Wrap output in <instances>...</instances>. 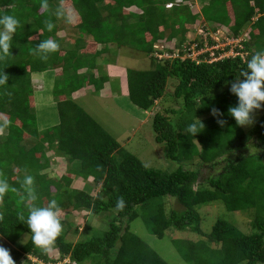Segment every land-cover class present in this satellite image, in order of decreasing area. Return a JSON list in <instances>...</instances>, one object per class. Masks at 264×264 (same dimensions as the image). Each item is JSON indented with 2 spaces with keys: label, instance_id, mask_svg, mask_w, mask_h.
I'll return each instance as SVG.
<instances>
[{
  "label": "trees",
  "instance_id": "trees-1",
  "mask_svg": "<svg viewBox=\"0 0 264 264\" xmlns=\"http://www.w3.org/2000/svg\"><path fill=\"white\" fill-rule=\"evenodd\" d=\"M188 1L47 0L45 9L42 0H0V15L20 21L10 54L0 58V72L9 77L8 84L0 86V117L6 118V133L0 137V178L10 186L0 197V237L16 245L9 248L15 264L93 260L96 264H166L130 232V224L139 217L138 207L150 234L158 239L170 229L206 238L172 240L186 264H264V106L254 111L253 117L258 114L259 118L249 130L237 125L229 114L237 103L230 92L231 82L242 78L240 72L253 55L264 51V0H200L206 4L194 14ZM58 6L64 22L74 30L66 44L71 41L74 46L68 50L63 48L67 40L58 36ZM49 22L54 26L51 31ZM199 23L213 30L225 28L232 39L245 30L250 33L242 49L234 50L236 55L223 57L228 47L218 51L211 47L220 57L212 62L207 61V53L192 61L179 55L165 57L164 51L154 48L161 41L184 44L186 34ZM48 39L56 40L59 48L45 60L34 49ZM202 40L195 37L194 43L197 51L205 52L207 43ZM82 43L88 45L86 53H80L85 48ZM118 50L126 55L142 54L150 63L147 70L125 69L128 98L135 107L149 111L167 100L174 105L161 108L152 117L155 142L165 146L166 158L177 165L171 172L146 168L68 97L88 84L100 89L106 78L94 80L91 70L109 54L117 60ZM59 66L65 89L61 95L67 97L56 103L58 124L39 131L31 105V74ZM83 69L89 73L81 76L78 71ZM170 80L176 84L172 93H166ZM54 95L60 96L57 90ZM194 118L204 125L196 136L187 131ZM221 120L223 124L218 122ZM29 140L32 144L26 148ZM236 145H243L242 153L235 151ZM45 149L76 166L58 181L47 180L41 174L47 164ZM28 175L34 178L38 206L55 199L60 214L61 210L93 216L115 212L107 230L101 237L72 242L62 229L52 246L54 255L49 256L33 244L26 223L29 204L23 180ZM74 178L90 179L99 185L98 192L91 196L67 190ZM64 187L66 191L61 192ZM121 197L125 206L118 210ZM165 198L174 199L180 209L166 214ZM212 202H221L227 212L254 209L253 233L245 235L232 224L217 220L211 233L204 234L197 207ZM24 235L28 239L17 245ZM74 235H78L76 230ZM210 243L219 248L212 249Z\"/></svg>",
  "mask_w": 264,
  "mask_h": 264
},
{
  "label": "rangeland",
  "instance_id": "rangeland-1",
  "mask_svg": "<svg viewBox=\"0 0 264 264\" xmlns=\"http://www.w3.org/2000/svg\"><path fill=\"white\" fill-rule=\"evenodd\" d=\"M200 2V0H189L186 4H195V6L197 5V7H200ZM58 7L60 8L59 13H62L58 14L60 18L59 28H61V31L58 32V36L67 40L69 34H73L74 30H72V28L64 22V14L61 10V7ZM209 30L211 33L217 31V29L213 30V28ZM218 31L220 33L218 32L217 39L210 38L208 35V37L206 38L207 41L206 39L202 40L203 44L204 42L207 43L206 49L209 50L206 51L205 49V52H203L202 50V52H200L199 54H196L198 51H195V56L194 54L192 55L193 51L189 50L190 45H188V42H185L183 45L181 44L180 46H178L177 41L172 43L161 41L156 43L157 45H155L154 48L156 49V51H164L166 53L165 57H176L177 55H179L183 56V58L191 59L192 61L198 60V56L201 55V53H207L209 55L207 56V61L212 62L219 60L218 58L220 57L214 55L216 54V52H214L215 50L213 51L210 47L215 45L213 47L217 49V51L219 49H224L228 47V50L224 52L225 54H223V57H230L232 54L236 55V52H234V50L236 51L237 49H242V43L244 40H247V38L249 37H247V35L250 33V31L248 32L247 30H245L244 34H242L238 39H232L230 33L226 32L227 29L218 28ZM192 32H194V30H192ZM202 36L204 35H201V37ZM186 37L189 40H193L195 38V33L194 35L192 33L188 35L187 33ZM209 38L211 39V41H208ZM69 46H73L71 41H69ZM212 51L214 54L212 53ZM158 54H162V52ZM127 56L128 57H125V60L128 61L127 64H129L130 69H149V60L148 58L144 57V55H133L129 52L127 53ZM155 56L156 55H154V57ZM156 61L159 60L156 59ZM175 84V81L170 80L166 88V93H172L173 86H175ZM62 90L64 91L65 89L63 88V82H60L57 85L58 94H61ZM115 90L119 93L117 87ZM89 97H91L89 98L91 99L89 104L84 99L78 100V104L82 108L86 109V113L91 116L113 139L118 141V143L125 151L136 156L146 168L161 170L164 172H171L177 167L174 162H171L166 158L165 146L157 144L155 142L154 133L152 129L153 115L163 107H173L174 105L171 101L167 100L166 102H163L161 104L157 103L151 109L150 116L147 115V118H149L148 121L140 125V123H138L140 120L136 122L134 119L130 118V105L128 101H122L119 99L99 101L93 98L92 96ZM132 109H134V114H136L138 111L141 113L143 112L138 108ZM122 110L126 112L124 115L122 114ZM33 112H35V115L37 117L43 114V111H39V113H36L37 111H35L34 109ZM45 113L48 116L51 115L53 117L54 115H56L55 110L53 109L45 110ZM48 116H46V118L50 119ZM258 118L259 115H255L252 118V123L243 126V128L249 130L250 128H252L253 124ZM5 121L6 118L0 117V137H3V135H5L6 133L4 129ZM45 124H47V122H45ZM31 144L32 143L29 140L28 142H26L25 147L28 148L31 146ZM242 148L243 145H236L235 151H240L242 153ZM46 150L47 149H45V152ZM204 173L206 175L207 171H204ZM162 204L164 206V211L166 214H168L173 209H180L176 201L172 198L163 199ZM139 208L140 207L136 209L139 213V217L130 224V232L135 234L146 245L153 249L158 254V256H160V258L166 262V264H186L173 247L172 240L178 239L188 240L192 242L206 241V238L197 236L196 234H192L189 231H178L175 229H170L166 231L164 237L162 239H158L150 234L148 230V225L144 217H141V210ZM197 211L201 217L200 228L206 235L211 233L212 227L217 220H224L232 224L241 233L245 235H250L253 233L251 223L256 217V211L254 209L247 210L245 212H227L221 202H212L210 204L197 207ZM114 216L115 212L102 213L98 216H93L91 214H88V212L75 214L71 211L69 213L63 212L61 214H58V218L60 220L63 219L61 220L63 224V229L65 231H68V236L66 238L68 241L72 242H80L87 239H91L93 237H101L107 230L109 220H111ZM87 227H90V229L88 230ZM75 230L78 232V235H74ZM27 239L28 237L24 235L23 239H21L20 243H18L17 245L24 244V241H26ZM0 246H3L9 250L10 247L14 248V246L16 245H11L4 238L0 237ZM210 247L212 249L219 248L218 245L215 243H210ZM54 251L55 250H53L52 247L50 250H45V252H47L49 256H53ZM66 261H64L63 263H65ZM93 261L94 262L88 261L83 264H96V261Z\"/></svg>",
  "mask_w": 264,
  "mask_h": 264
},
{
  "label": "clouds",
  "instance_id": "clouds-1",
  "mask_svg": "<svg viewBox=\"0 0 264 264\" xmlns=\"http://www.w3.org/2000/svg\"><path fill=\"white\" fill-rule=\"evenodd\" d=\"M42 7L45 9L48 7L47 0H42ZM18 27H20V21L15 16L0 15V58L10 54L11 41ZM53 27L52 23H47L49 31ZM58 48L59 44L56 40L48 39L40 42L34 51L46 60L48 55L57 51ZM240 77L242 78L231 82L230 92L237 98V103L229 108V114L237 125L246 126L252 123L254 111L264 106V51H258L252 56L246 68L240 72ZM8 80L9 77L4 72H0V86L8 84ZM217 111L214 110V113ZM218 122L224 123L222 120ZM203 128V123L194 118L187 131L196 136ZM23 184L27 189L29 207L26 223L32 236V242L44 250H50L63 229L62 222L58 218L59 205L55 199L51 200L47 206H38L35 203L38 197L32 187L34 178L31 175L25 176ZM9 187L7 180L0 178V197L9 191ZM124 206L125 201L121 197L116 207L122 210ZM0 264H15L9 250L3 246H0Z\"/></svg>",
  "mask_w": 264,
  "mask_h": 264
},
{
  "label": "crops",
  "instance_id": "crops-1",
  "mask_svg": "<svg viewBox=\"0 0 264 264\" xmlns=\"http://www.w3.org/2000/svg\"><path fill=\"white\" fill-rule=\"evenodd\" d=\"M200 4H201L200 7H197V5L195 6V4L194 5L192 4L193 14L196 12H199V10L202 8V5H205L206 2H200ZM199 24H198V27L194 30V32H188V35L190 33L194 35L195 33V37H201V35H204L202 36L204 39H206L208 35L210 38H213V39L218 38V35H217L219 32L218 30L214 33L213 32L211 33L209 30L210 26H207L206 24L202 25L201 23ZM67 42L68 40L65 42V44H63L64 46L63 48L65 50H68V48H70L69 46H66ZM185 42H188V43L191 42L189 50L193 51L192 55L194 54L195 56L196 54H199L200 52H202V50L198 51L197 53L195 52L197 50H196V44L194 43V39L189 40L187 38ZM81 46L84 47L85 46L84 43H82ZM87 46L88 45H86L85 48H82V50L80 49L81 51L80 53H86ZM118 53L119 54H118L117 60L114 61L113 56L109 54L108 56H106L107 58L105 57V59L102 62L100 61H99L100 63L98 62L97 64L98 67L96 68V70H91L90 75L93 76L94 80L101 79L103 77L106 78L104 80L103 85L101 87L99 86L100 89L96 90L92 84H88V85H85L80 90L73 92L68 97H70L69 99H71L79 107L81 106L78 104V100L84 99L89 104L91 100L89 99L91 98L89 96H92L93 98L99 101H107L110 99L111 100L119 99L122 101L126 100L128 101L130 105V118L134 119L136 122L140 120L138 123H140L141 125L142 123L148 121L149 118H147V115L150 116L151 110L149 111L142 110L143 111L142 113L138 111L136 114L133 113L134 109L132 108H137V107H135L128 98L127 85H126V74H125L126 67H130L129 64H127L128 61L125 60V57H128L129 55L127 56L124 53V50H118ZM86 70L87 69L80 70L78 71V74L81 76L87 75L89 72H87ZM62 76H63L62 69L60 66L55 67L54 69L46 70L44 72H36V73L31 74V85H32V90H33V96H32V102H31L32 109L37 111L36 113H39V111H43L42 115H39V117L36 116L39 131H43L45 129H48L58 124V113H57L56 103L57 101L58 102L63 101L67 97L65 94H62V95L60 94V96L54 95V91L57 90L58 83H60L64 79ZM116 87L118 88L119 93L116 92L115 90ZM49 109L55 110L56 115H54V117L51 115L48 116L45 113V110H49ZM81 109L86 113V109L82 107ZM125 113L126 112L122 110V114L124 115ZM46 116H48L50 119L46 118ZM45 122H47V124H45ZM44 146L47 147L46 145ZM45 160L47 164H45L46 167L41 172V174L45 176L47 180L58 181L64 177L67 170H69L70 168H74L76 166V162H72V163L68 162L66 158L57 156L55 152L51 149L46 150ZM70 189L77 190V191H83L85 193H88L91 196H94L99 190V185L93 184L90 179L82 180L81 178H74L71 185L69 186V189L67 190H70ZM65 191L66 189L64 187L61 190V192H65ZM52 192L53 190L51 189V193ZM62 211L66 212L65 210H61V212Z\"/></svg>",
  "mask_w": 264,
  "mask_h": 264
}]
</instances>
